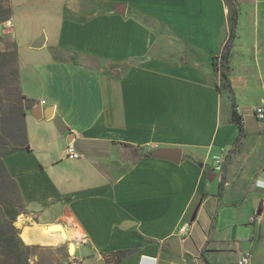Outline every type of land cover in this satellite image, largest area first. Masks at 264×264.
<instances>
[{"label": "crops", "instance_id": "obj_1", "mask_svg": "<svg viewBox=\"0 0 264 264\" xmlns=\"http://www.w3.org/2000/svg\"><path fill=\"white\" fill-rule=\"evenodd\" d=\"M235 1L228 83L244 138L233 148L239 131L212 63L228 37L224 0H7L0 50L39 49L41 83L19 81L33 102L29 149L3 161L34 223L79 233L82 264H111L121 250L117 264H237L243 240L247 264H264V120L253 114L264 109V0H241L243 11ZM243 109L263 123L247 151ZM172 148L178 162L156 154Z\"/></svg>", "mask_w": 264, "mask_h": 264}, {"label": "rangeland", "instance_id": "obj_2", "mask_svg": "<svg viewBox=\"0 0 264 264\" xmlns=\"http://www.w3.org/2000/svg\"><path fill=\"white\" fill-rule=\"evenodd\" d=\"M239 7L243 11L246 4L241 0H237ZM0 5L7 6V0H0ZM12 32H18L14 27ZM14 38V36H13ZM245 39V38H244ZM3 37H0V49L3 47ZM17 67L19 72V81L21 91H26L27 87L39 88L41 79L34 64L37 62L40 51L37 48L27 47L17 40ZM223 82H220V87ZM222 93L228 96V93L223 90ZM30 104L26 99L21 97L20 89L13 79L9 70L5 71V76L0 77V154L11 149L14 143L22 142L23 140V121L19 118H13L12 113L15 108L21 106L26 111V107ZM245 131L248 134L247 143L244 149L247 151L252 146L254 136L259 133L260 128H263V123L248 114L246 109L242 110ZM210 163V162H209ZM211 164V163H210ZM217 173L212 182H208L209 186L216 190L222 181V175ZM9 204L10 210L20 212L16 216L13 225L20 232V226L16 224L21 220V225H31L34 220L28 215L25 209V204L20 195L16 191L12 180L8 176L5 166L0 162V209ZM2 212L0 211V219L2 220ZM20 237V236H19ZM21 239V238H20ZM23 240V239H21ZM24 246L19 249V264H67L69 255H72L68 250L66 242L56 245H47L41 243H26L22 241Z\"/></svg>", "mask_w": 264, "mask_h": 264}, {"label": "trees", "instance_id": "obj_3", "mask_svg": "<svg viewBox=\"0 0 264 264\" xmlns=\"http://www.w3.org/2000/svg\"><path fill=\"white\" fill-rule=\"evenodd\" d=\"M224 1L228 6V12H229L228 37L219 55V60H215V58H213L212 63H213L214 71L219 73L221 81L223 82V85L221 87L220 85L216 84L217 89L220 92H222L221 90L223 88V90H225L228 93V98L230 101L229 120L230 122H232L237 126L239 131L236 140L232 146L233 148H235L241 144L244 138V130H243L242 116L237 112L235 108L232 90L228 83V75L230 71L228 59H229L230 49L233 44V40L236 37V27L238 22V6L235 0H224ZM9 16H10V9L7 6L3 7L0 5V22L7 20ZM16 58H17V49L15 45H11L10 49L3 51L0 50V77L3 78L5 76V71L9 70V72L13 76V79L16 81L19 87V75H18V67L16 64ZM21 97L26 99L28 102H30V104L26 107V111H27L33 106V102L31 99L26 98L22 94ZM26 111L24 110L23 107L19 106L15 108V110L12 113L13 118H19L23 121V140L22 142L14 143L11 149H9L6 152H2L0 154V162L4 166H5L3 161L4 156L18 149H29L26 143L25 127H24V117ZM8 176L12 180V183L16 191L18 192L15 181L11 178L9 173ZM5 206L6 207L4 208L1 207L0 209L3 216L2 220L0 219V264H19V260H20L19 249L26 246H24L22 242L23 240H21L22 239L21 236L19 237V231L13 225V222L15 221L16 216L20 214V212H18L16 209L10 210L9 204ZM125 255H126V251L121 250L113 253V257H108L107 259L108 261L111 262V264H117ZM110 258H113V260Z\"/></svg>", "mask_w": 264, "mask_h": 264}, {"label": "bare ground", "instance_id": "obj_4", "mask_svg": "<svg viewBox=\"0 0 264 264\" xmlns=\"http://www.w3.org/2000/svg\"><path fill=\"white\" fill-rule=\"evenodd\" d=\"M21 220L16 224L20 226L19 236L26 243H41L47 245H56L66 242L68 251L73 254L75 250V242L78 240L79 233L65 228L63 225L55 223L50 225H41L37 223L29 225H21ZM78 235V236H77Z\"/></svg>", "mask_w": 264, "mask_h": 264}, {"label": "water", "instance_id": "obj_5", "mask_svg": "<svg viewBox=\"0 0 264 264\" xmlns=\"http://www.w3.org/2000/svg\"><path fill=\"white\" fill-rule=\"evenodd\" d=\"M124 5L120 6V8L117 9L118 12H120L121 14L124 13ZM43 43V39H39L36 42H34L33 47H40ZM32 113L36 118H41L42 117V112L40 110V106L36 105L32 108ZM50 110L44 113V116L46 118L50 117ZM157 156L159 157H164V158H169L174 160L175 162H178L180 160V150L179 149H161L158 150L156 152ZM215 173L212 172V170L210 168L207 169V173L206 176L208 178V180H212L214 177ZM259 203V200H254L252 202L254 207H257ZM261 213V208L257 209V214ZM195 214H193L191 220L194 219ZM20 233V232H19ZM172 244H173V248L172 251L179 253L180 252V246H179V238L178 237H174L172 239ZM240 248L241 250H249V241L248 240H243L240 242Z\"/></svg>", "mask_w": 264, "mask_h": 264}, {"label": "built area", "instance_id": "obj_6", "mask_svg": "<svg viewBox=\"0 0 264 264\" xmlns=\"http://www.w3.org/2000/svg\"><path fill=\"white\" fill-rule=\"evenodd\" d=\"M9 25L6 24V22H0V37L3 35V33L8 29ZM219 81L217 85H220ZM254 116L258 120H264V109L261 105H258L254 108L253 111ZM65 152L67 157L69 158H76L78 157V153L74 150V147L72 146L71 143H68L65 147ZM215 161V170L218 172L222 171V161L218 157H214ZM254 218L252 217L250 220H253ZM186 228L187 224H185L181 230L185 234L186 233ZM250 259V252L249 250H241L239 254V258L237 261V264H247ZM67 264H82V262L74 257L73 255H69L68 257V263Z\"/></svg>", "mask_w": 264, "mask_h": 264}]
</instances>
